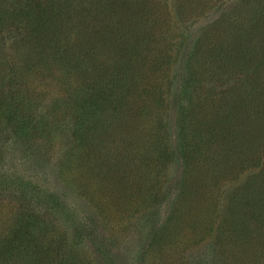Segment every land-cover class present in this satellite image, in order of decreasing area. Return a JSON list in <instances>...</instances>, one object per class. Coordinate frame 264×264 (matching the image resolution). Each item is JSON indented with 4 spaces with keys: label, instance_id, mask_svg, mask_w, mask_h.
<instances>
[{
    "label": "trees",
    "instance_id": "1",
    "mask_svg": "<svg viewBox=\"0 0 264 264\" xmlns=\"http://www.w3.org/2000/svg\"><path fill=\"white\" fill-rule=\"evenodd\" d=\"M206 1L0 0V64L8 67L2 79L10 85L0 117L16 120L17 134L48 137L58 132V115L71 111L72 145L84 148L85 158L89 148L101 152L106 134L129 116L168 122L181 134L185 165H213L220 176L237 178L224 188L234 215L226 227L237 242L249 243L264 237V0H229L228 8L189 33V19L202 15ZM37 75L53 77L65 94L43 102L32 90ZM156 148L164 154L162 141ZM73 156L69 151L63 166ZM101 159L93 171L120 169L126 182L125 167ZM20 183L24 192L37 188ZM17 190L11 191L16 202L23 196ZM46 196L50 207L18 202L6 219L0 263L43 264L54 251L61 259L54 264H81L79 249L66 245L62 251L68 232L47 217L62 201Z\"/></svg>",
    "mask_w": 264,
    "mask_h": 264
},
{
    "label": "rangeland",
    "instance_id": "2",
    "mask_svg": "<svg viewBox=\"0 0 264 264\" xmlns=\"http://www.w3.org/2000/svg\"><path fill=\"white\" fill-rule=\"evenodd\" d=\"M230 3L224 0L220 7V0L206 1L202 15L191 17L193 26L186 29L194 34L198 25L215 17ZM163 10L162 15H167V9ZM183 24L179 21L181 31ZM171 54L176 56L174 51ZM6 69V64H0V110L9 104L6 95L10 85L2 79ZM35 78L32 90L41 92L46 104L65 94L53 77ZM142 115L127 117L123 126V122L115 124L106 134L101 152L86 150L90 158L83 157L84 148L72 145L71 111L58 115V132L48 137L17 134L12 126L16 120L0 117V231L9 215L17 210L18 202H32L26 208L50 207L46 204L49 192L62 205L47 217L68 232L61 248L67 250L65 246L69 245L79 249L78 263L264 264V256L257 253H264V237L252 236L249 243L237 242L234 232L226 227L234 215L227 211L224 188L236 183L237 178L228 172L220 176L213 165H185L180 151L181 134L171 131L168 122L164 126ZM161 141L164 154L156 150ZM69 151L74 156L63 166ZM104 155L127 169L126 182L119 178L120 169H91ZM250 168L244 167L240 176ZM21 180L37 188L30 186L24 192L19 188ZM13 187L18 189L16 194L23 193L18 202L11 197ZM75 220L77 224H73ZM53 252L41 262H61Z\"/></svg>",
    "mask_w": 264,
    "mask_h": 264
}]
</instances>
